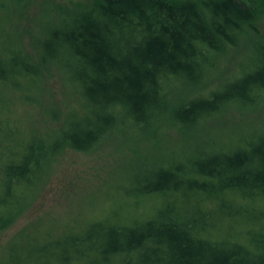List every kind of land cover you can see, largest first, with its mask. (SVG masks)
I'll return each mask as SVG.
<instances>
[{
    "label": "trees",
    "instance_id": "obj_1",
    "mask_svg": "<svg viewBox=\"0 0 264 264\" xmlns=\"http://www.w3.org/2000/svg\"><path fill=\"white\" fill-rule=\"evenodd\" d=\"M255 5L97 0L43 19L35 57L21 46L2 47L0 86L19 90L56 65L79 101L55 131L22 136L0 116V234L27 211L65 148L87 151L118 126L145 135L168 123L192 135L206 118L263 97L264 51L251 53L217 89L174 103L169 96L176 84L203 81L218 55L238 44L259 12ZM126 181L113 199L119 209L81 227L21 232L0 264H264V130L225 148L188 144Z\"/></svg>",
    "mask_w": 264,
    "mask_h": 264
},
{
    "label": "rangeland",
    "instance_id": "obj_2",
    "mask_svg": "<svg viewBox=\"0 0 264 264\" xmlns=\"http://www.w3.org/2000/svg\"><path fill=\"white\" fill-rule=\"evenodd\" d=\"M95 1L6 0L3 7L7 13L0 18V49L21 46L35 57L33 38L43 30V19L51 20L59 9L66 14L78 12ZM246 2L256 4L259 12L238 44L218 55L203 81L194 86L176 84L169 95L172 103L219 88L237 76L244 63L249 64L251 53L264 51V0ZM21 89L0 86V116L17 125L22 136L57 130L71 106L79 101L67 73L56 65L42 70L36 82L24 81ZM262 130L264 96L252 106L229 108L206 118L192 135L182 136L168 123L145 135L118 126L87 151L65 148L55 158L27 211L0 234V260L8 243L21 232L34 234L49 228L59 232L64 225L81 227L119 209L121 203L113 199L129 176L157 170L188 144L201 141L225 148L240 135Z\"/></svg>",
    "mask_w": 264,
    "mask_h": 264
}]
</instances>
